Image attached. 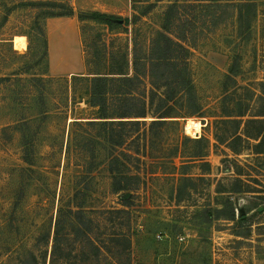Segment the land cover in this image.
I'll use <instances>...</instances> for the list:
<instances>
[{"label": "rangeland", "instance_id": "rangeland-1", "mask_svg": "<svg viewBox=\"0 0 264 264\" xmlns=\"http://www.w3.org/2000/svg\"><path fill=\"white\" fill-rule=\"evenodd\" d=\"M58 1L0 0V264H51L57 228L65 238L59 264H264V201L248 192L262 188L249 175L264 181V160L234 155L218 142L216 127L235 56L240 86L264 82V0L246 39L230 22L193 52L204 117L178 119L181 126L166 129L161 145L140 141L141 154L148 150L140 163L146 184L129 214L109 213L124 209L109 171L121 149L94 144L88 172L82 165L90 158L74 149L82 141L75 122L97 112L89 105L90 84L80 77L106 72L113 58L133 74L135 46L146 54L169 5L184 0H75L78 33L69 24L76 41L68 33L54 42L50 60L46 27ZM95 10L129 18L128 30L79 20V12ZM210 207L221 210L219 219L204 214ZM232 214L235 221L227 219ZM90 240L109 251L95 255Z\"/></svg>", "mask_w": 264, "mask_h": 264}, {"label": "trees", "instance_id": "trees-1", "mask_svg": "<svg viewBox=\"0 0 264 264\" xmlns=\"http://www.w3.org/2000/svg\"><path fill=\"white\" fill-rule=\"evenodd\" d=\"M260 1L262 0L174 2L164 13L161 30L157 32L146 54L138 55V45L135 44L133 74L129 73L128 64H116L114 53H110L113 61L106 72L95 69L88 75H81L80 78L90 84L89 105L97 109L95 117L75 122V136L81 137L82 141L74 149L78 148L82 157L90 158L89 162L85 160L87 162L82 165L85 172L93 168L91 157L95 158L94 144L103 141L112 152H117V148L121 149L117 156L112 154L113 162L109 171L113 180L112 192L119 195V203L124 209L111 210L109 213L129 214L127 209L135 206L137 193L146 184L141 156L147 158L148 150L141 154L140 141L145 140L148 144L151 138L161 145L166 129L181 126L178 119L187 116L204 117L193 77V52L200 43L211 38L230 22L236 23L237 37L246 39L259 15ZM75 15L77 10L71 0H59L55 2L54 10L49 12L48 18ZM78 18L80 21H95L110 31L118 28L128 30L130 25L129 18L99 11L79 12ZM138 18L140 17L135 16V20ZM241 73V61L239 56H235L224 84L222 120L216 123L217 140L220 144H226L234 155L249 152V155L264 160V82L240 86L236 77ZM196 124L201 128L204 125L200 119H196ZM141 129L144 131L141 132ZM179 135L184 139L183 133L179 132ZM145 147L148 149V146ZM171 150L177 151L178 147L172 146ZM134 161L139 164L130 166L129 162ZM251 169H254V165L249 164V170ZM261 169L264 170V166ZM249 183L262 186L249 187L248 192L262 194L259 199L264 201V181L249 175ZM203 212L215 220L219 219L221 210L210 207ZM227 219L235 221V215L232 214ZM250 229L249 224V232ZM121 236L123 234L114 235V241L120 242ZM66 239L70 241V238ZM64 240L57 228L51 264H59L57 252ZM90 243L95 255L109 251L95 241L90 240ZM128 244L130 245L129 241Z\"/></svg>", "mask_w": 264, "mask_h": 264}, {"label": "crops", "instance_id": "crops-1", "mask_svg": "<svg viewBox=\"0 0 264 264\" xmlns=\"http://www.w3.org/2000/svg\"><path fill=\"white\" fill-rule=\"evenodd\" d=\"M71 2L74 3L75 0H71ZM88 5H91V3H89ZM103 6H105V5H103ZM92 7L94 9L101 8V7H94V6H92ZM95 11H97V10H95ZM71 18L72 17L51 18L48 20L46 28H47V35H48V46H49L50 60H51V48H52V50H54V42L59 43V42L63 41L65 36L68 33H73V36H74L73 39H75V41H76V33L73 30V28L70 27V24H69V23H71V24L75 25V23L73 22V20H71ZM65 27L67 28L66 31L64 30ZM75 29L77 30L76 25H75ZM56 30H61L62 34H60V33H59L60 35L56 34ZM71 30H73V32ZM77 33H78V30H77ZM72 61L73 60L70 59V62H72ZM74 61L77 63L78 57H77V59L75 58ZM80 69H74V70H70V71H77V70L79 71Z\"/></svg>", "mask_w": 264, "mask_h": 264}]
</instances>
